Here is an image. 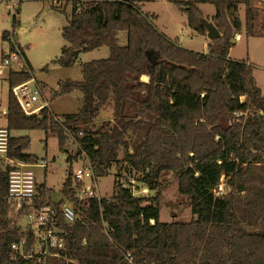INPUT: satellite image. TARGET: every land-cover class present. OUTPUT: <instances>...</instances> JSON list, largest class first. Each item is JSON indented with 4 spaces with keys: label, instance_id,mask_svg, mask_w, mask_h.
<instances>
[{
    "label": "trees",
    "instance_id": "trees-1",
    "mask_svg": "<svg viewBox=\"0 0 264 264\" xmlns=\"http://www.w3.org/2000/svg\"><path fill=\"white\" fill-rule=\"evenodd\" d=\"M251 1L169 0L202 36L206 31L198 5L214 7L211 22L221 36L199 53L159 32L156 16L143 13L140 1L68 0L71 13L61 29L65 45L51 63L70 67L80 53L101 47L109 55L81 63L82 81L58 82L53 96L81 94L77 111L62 115V122L47 108L39 116L20 109L11 89L33 78L21 49L28 69H11L6 78L8 156L31 162L33 156L24 152L29 137L10 133L42 130L46 138H56L67 171L84 151L96 179L112 166L118 172L111 196L86 202L74 198L70 173L57 202L51 201L45 182L40 184V205L58 208L67 199L79 218L71 225L60 219L66 242L62 257L38 263L10 250L23 235L9 217L8 177L0 165V264H264V97L248 59L229 58L242 28L246 38L264 36V22L260 31L255 29ZM242 5L243 24L238 15ZM17 24L16 16L12 28ZM119 32L126 33L123 46ZM1 38L8 40V32ZM110 100L112 121L91 128ZM68 135L81 148L74 155L66 148ZM121 170L129 183L138 175V185L150 191L157 190L163 174H173L193 218L161 222L156 199L143 200L130 184L117 183ZM220 184L223 194L217 193ZM27 241L31 244L30 235Z\"/></svg>",
    "mask_w": 264,
    "mask_h": 264
},
{
    "label": "rangeland",
    "instance_id": "rangeland-1",
    "mask_svg": "<svg viewBox=\"0 0 264 264\" xmlns=\"http://www.w3.org/2000/svg\"><path fill=\"white\" fill-rule=\"evenodd\" d=\"M138 5L140 6L141 2ZM172 5L169 0L168 2L166 0H154L149 4V9L158 17L157 22L153 21L156 29L165 30L169 37L177 40L183 48L199 53L207 52L206 37L191 30L187 26L186 15ZM251 6L257 14L255 29L260 31L264 22V3L253 0ZM201 10L205 15L214 14V7L210 4H202ZM70 13L71 3L68 0H24L19 7L18 24L15 25L14 29L11 26L10 18L0 13V61L10 46V40H2L1 34L4 31L10 33L13 30V41L26 53L32 67L31 74L40 89L41 96L48 102V109L60 118L64 114L77 111L80 106L81 94L74 91L65 95L53 96L58 82L65 80L82 81L81 63L102 58L100 52H95L80 56L77 62L70 67L51 63L58 58L61 47L65 45L61 36V29L67 24ZM238 15L243 24L245 17L243 5L240 6ZM201 17H204L202 13ZM120 34L122 37L125 32H120ZM238 34L241 39L233 40L234 45L229 51V58L236 61L250 60L256 85L264 97V36L256 34L246 38L243 28ZM17 68L18 65H12V70H17ZM6 78L0 77V126L4 125L6 97L9 90ZM141 80L147 82L148 79L142 77ZM111 121L112 102L110 100L99 110L91 128L97 129ZM14 134L29 137L30 143L24 152L33 156L32 164H38L41 159H45L48 165L46 169L35 167L32 170L37 182H45V185L50 189L51 201H59V191L65 176L68 174V166L65 162V154L58 149L56 138L49 136L44 142L45 134L42 130H23ZM66 148L73 154L75 148L73 145L68 143ZM121 171L122 175L116 177L117 183L125 186L130 184L134 196L143 200L156 199L161 222H188L193 218L187 197L178 192L177 180L173 174H163L159 178L160 186L157 190L150 191L143 188L144 186L138 185L136 181L138 175L134 174V179H130L129 183L128 176L124 175L123 170ZM117 172L118 168L112 166L106 176L97 178V190L100 197L111 196ZM135 186H139L138 189H134ZM145 203L147 204V202ZM9 217L14 221H19L17 216L10 214Z\"/></svg>",
    "mask_w": 264,
    "mask_h": 264
},
{
    "label": "built area",
    "instance_id": "built-area-1",
    "mask_svg": "<svg viewBox=\"0 0 264 264\" xmlns=\"http://www.w3.org/2000/svg\"><path fill=\"white\" fill-rule=\"evenodd\" d=\"M23 1L0 0V13L7 15L12 24ZM13 33V30L8 32L10 46L0 61V77H7L14 64L18 65L17 70L28 69L21 48L13 41ZM239 39L240 35L236 34L235 41ZM11 92L26 116H39L44 108H49L48 102L41 96L40 89L33 78L12 87ZM54 119L62 122L59 116H55ZM8 138L7 128L0 126V165L8 177L6 200L9 216L12 214L19 217L16 225L23 235L18 243L10 246V250L23 260L38 263L49 258H61V254L66 251V242L60 219L65 224H73L79 218L76 208L67 199H64L58 208L53 204L47 206L39 204L42 200L38 192L40 184L37 183L32 168L46 169L47 164L43 160H40L38 164H32L10 158ZM69 143L75 147L73 155L77 150H81L71 136H69ZM68 173L71 177L70 189L78 202L101 198L97 190V179L84 151H80L76 156ZM217 193L223 194L222 184L218 186ZM27 235L31 236V244H28ZM64 259L67 262H73L70 259Z\"/></svg>",
    "mask_w": 264,
    "mask_h": 264
},
{
    "label": "crops",
    "instance_id": "crops-1",
    "mask_svg": "<svg viewBox=\"0 0 264 264\" xmlns=\"http://www.w3.org/2000/svg\"><path fill=\"white\" fill-rule=\"evenodd\" d=\"M80 1H83V2H85V1H91V0H80ZM95 1H101V0H95ZM136 1H140L141 2V9H142V11L144 12V13H146V14H153V15H155L156 16V20H155V22H157V20H158V17H157V15L155 14V13H153V11H151L150 9H149V4H151V2H153L154 0H136ZM163 1V0H162ZM167 2H168V0H166ZM178 1H185V0H178ZM253 1V0H252ZM251 1V2H252ZM256 1H258L259 3H264V2H261L260 0H256ZM172 5V4H171ZM201 5L202 4H199L198 5V9L200 10V12L204 15V17H201V18H203V19H206L207 21H209V22H211V17L214 15V14H212V15H205L203 12H202V10H201ZM173 6V5H172ZM176 8V7H175ZM179 12H181L180 10H178ZM181 13H183V12H181ZM209 18V19H208ZM158 28V27H157ZM159 32H161V33H163L164 35H166L168 38H170L172 41H174L176 44H178L179 46H181V44H179L178 42H177V40H174V39H172L171 37H169V35L166 33V31L165 30H162V29H157ZM121 34H120V32L118 33V35H117V38H118V43H119V45H125L126 44V33L125 34H123V36L121 37L120 36ZM206 37V36H205ZM240 39H241V37H240ZM205 41H206V44H208L209 43V40L206 38L205 39ZM182 47V46H181ZM186 49V48H185ZM188 50V49H187ZM95 52H100L101 54V56H102V58L101 59H105V58H107L108 57V55H109V52H108V49L106 48V47H101V48H99V49H95V50H92V51H90V52H86V53H80L79 54V56H78V58L80 57V56H82V55H85V54H90V53H95ZM206 52V51H205ZM204 52V53H205ZM24 56H25V59H26V62H27V64L31 67V65H30V61L28 60V58H27V56H26V53L24 52ZM97 60H99V59H97ZM93 61V60H92ZM87 62H90V61H87ZM248 62L251 64V62H250V60L248 59ZM85 63V62H84ZM32 68V67H31ZM6 78V77H5ZM144 79H146V78H144ZM7 96H8V94H7ZM6 107H7V97H6ZM51 111V110H50ZM4 117H5V119H4V125L2 126V127H6V108H5V113H4ZM17 131H12L10 134H12V135H14V136H16V137H18L17 135H15L14 133H16ZM48 138V137H47ZM47 138L45 137V141L44 142H46L47 141ZM41 160H43L46 164H47V162L45 161V159H41ZM32 163V162H31ZM48 166V165H47ZM66 177V176H65ZM65 180V179H64ZM64 182V181H63ZM38 184H42V183H39V182H37ZM46 188L47 189H49L47 186H46ZM50 190V189H49Z\"/></svg>",
    "mask_w": 264,
    "mask_h": 264
},
{
    "label": "water",
    "instance_id": "water-1",
    "mask_svg": "<svg viewBox=\"0 0 264 264\" xmlns=\"http://www.w3.org/2000/svg\"><path fill=\"white\" fill-rule=\"evenodd\" d=\"M200 24L203 26V28L206 31V38L209 41L215 40L220 38V33L216 29V27L213 25L212 22L207 21L206 19L200 18L199 19Z\"/></svg>",
    "mask_w": 264,
    "mask_h": 264
}]
</instances>
